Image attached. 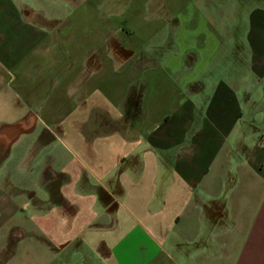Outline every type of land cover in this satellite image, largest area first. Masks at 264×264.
<instances>
[{"label": "crops", "instance_id": "0c3cea01", "mask_svg": "<svg viewBox=\"0 0 264 264\" xmlns=\"http://www.w3.org/2000/svg\"><path fill=\"white\" fill-rule=\"evenodd\" d=\"M261 139L264 0H0V264H264Z\"/></svg>", "mask_w": 264, "mask_h": 264}, {"label": "rangeland", "instance_id": "374dc122", "mask_svg": "<svg viewBox=\"0 0 264 264\" xmlns=\"http://www.w3.org/2000/svg\"><path fill=\"white\" fill-rule=\"evenodd\" d=\"M9 170H10V168H9ZM1 186L3 187L4 184H1V183H0V192H2L1 195L3 196L4 193H10V188L13 186V184H12V183H9V184L6 186V188H8L7 191H6V189H2V191H1ZM25 186H26V184H25Z\"/></svg>", "mask_w": 264, "mask_h": 264}, {"label": "built area", "instance_id": "2783aa9c", "mask_svg": "<svg viewBox=\"0 0 264 264\" xmlns=\"http://www.w3.org/2000/svg\"><path fill=\"white\" fill-rule=\"evenodd\" d=\"M261 144L264 146V139H261Z\"/></svg>", "mask_w": 264, "mask_h": 264}]
</instances>
